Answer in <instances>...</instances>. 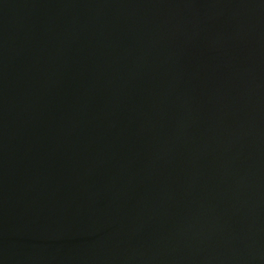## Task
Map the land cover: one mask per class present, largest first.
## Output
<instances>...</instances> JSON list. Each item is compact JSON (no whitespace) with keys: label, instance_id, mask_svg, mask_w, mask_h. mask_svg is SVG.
Segmentation results:
<instances>
[{"label":"water","instance_id":"obj_1","mask_svg":"<svg viewBox=\"0 0 264 264\" xmlns=\"http://www.w3.org/2000/svg\"><path fill=\"white\" fill-rule=\"evenodd\" d=\"M0 264H264V0H0Z\"/></svg>","mask_w":264,"mask_h":264}]
</instances>
